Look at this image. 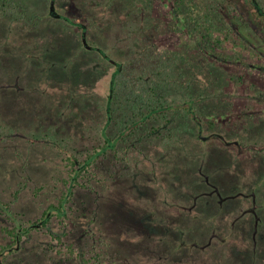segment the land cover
I'll use <instances>...</instances> for the list:
<instances>
[{"label":"rangeland","instance_id":"374dc122","mask_svg":"<svg viewBox=\"0 0 264 264\" xmlns=\"http://www.w3.org/2000/svg\"><path fill=\"white\" fill-rule=\"evenodd\" d=\"M234 2L251 26L255 16L248 0ZM54 3L58 13H66L65 3L63 6L61 2L56 4V0ZM35 6L40 8L36 13L42 15L36 28H28L24 20H15L0 34V200L24 225L38 219L47 205L56 202L63 189L61 178L65 175V167L59 150L64 151L66 147L57 142L84 152L90 148L89 144L101 142L93 123L100 115L97 111L99 84L97 78H89L92 65L96 63L82 51L81 38L75 33L74 25L60 21L62 26L54 33V22L46 23L43 16L47 10L49 12V7L43 11L39 5ZM94 8L89 10L88 7L87 11H94L98 16L100 10ZM105 13L108 17V11ZM46 24L50 31H37ZM236 24L241 31L243 27L249 29L241 20L237 19ZM98 33L101 34L96 36L95 33L93 37L105 47L114 39L118 40L106 27ZM244 35L249 38L246 44L239 40L236 47L216 50L220 58L229 53L233 58L238 57L239 60H231L232 64L227 65L223 60L217 63H224L226 70L242 76L241 81L233 78L224 90L233 106L221 118L219 130H226L228 122L244 109L246 112L251 107L252 111L254 107L264 108V104L255 101L251 88L248 89L251 82L264 83V74L259 72L262 69L259 64H264V33L258 39L247 34V30ZM157 38L159 47L166 50L179 47L185 51L193 40L182 33L176 36L168 33ZM111 57L114 60L113 54ZM69 92L76 94L73 95L75 102L88 104L87 111L83 112L82 107L77 117L93 127L90 133L82 127V137L76 138L74 134L79 130L70 126L75 106L66 98ZM84 94L87 96L82 99ZM84 114L93 116L84 120ZM48 127L55 131H48ZM212 136L213 133L203 131L199 135L204 141L201 143L186 135L162 155L153 146L142 148L137 152L140 157L135 178L109 179L108 158H104L95 168L96 177L100 178L93 181L95 189L75 191L69 204L72 207L68 211L67 226H61L53 217L47 227L25 235L19 243L21 249L16 255H9L5 263L52 262L49 256L55 259L57 254L46 246L52 240L49 227L55 233L66 231V238L77 241V246L86 241L79 238L83 230L99 231L96 233L110 237L107 248L113 253L107 251L111 258L126 259L127 264H160L159 254L169 251L159 241L163 236L171 244L178 243L179 247L182 241L188 243L191 252L204 249L207 253L209 232L228 230L221 238L213 237L224 241L222 256L227 259L226 264H230L228 260L238 245L245 250L237 258L238 264H264V152L258 151L262 150L260 147L256 149V144L261 146V143L248 139L246 141L253 145L239 148L228 143L219 145L212 141ZM225 141L228 140L225 138ZM102 182L105 187L100 185ZM112 214L116 220L110 217ZM222 214L227 218H222ZM144 216L149 223L155 224L154 231L160 234L144 227L141 221ZM169 241L165 242L168 246ZM4 242L0 230V244ZM218 252V247L212 248V254ZM65 264H75V261L66 260Z\"/></svg>","mask_w":264,"mask_h":264},{"label":"trees","instance_id":"16d2710c","mask_svg":"<svg viewBox=\"0 0 264 264\" xmlns=\"http://www.w3.org/2000/svg\"><path fill=\"white\" fill-rule=\"evenodd\" d=\"M50 1L0 0V34L15 20H24L28 28H36L42 20V15L36 13L40 8H36L35 5H39L45 11ZM234 1L56 0V4L61 2L63 6L65 3L66 13H59L60 17H55L47 10L43 14L47 19L46 23H49V20L54 22L56 26H52L54 33L60 30L62 26L60 21L74 25L75 33L81 38L82 51L96 63L92 65L89 78H97L99 84L97 111L100 115L94 118L93 123L97 127L95 130L99 132L101 142L89 144L90 148L85 152L57 142V145L66 147L63 152L59 150L63 154L65 167V175L61 178L63 189L56 202L47 205L41 216L30 225L20 223L8 205L0 200V230L5 237V242L0 244V264H6L9 255L17 254L21 249L19 243L25 235L32 230L47 227L53 217L61 226H67L68 211L72 207L69 204L73 201L75 191L95 189L93 181L100 179L96 177L95 168L104 158H108L106 170L109 179L121 180L127 179L128 176L135 178L140 157L137 152H141L142 148L153 146L162 155L177 146L186 135H191L195 141L203 143L199 137L203 131L213 133L212 141L215 140L219 145L228 143L242 148L253 145L246 140L255 139L261 143V146L256 144V149L260 147L262 150L258 151L264 152V108L254 107L252 111L251 107L246 112L244 109L228 122L226 130H219L220 127H217L222 124L220 120L223 115L230 112L233 106L231 97L229 94L226 96L224 90L233 78L241 81L242 76L226 70L224 63L221 62L223 66L217 63V60H223L227 65L232 64L231 60H239L238 57L233 58L229 53V56L220 58V53H216V50L236 47L239 40L246 44L249 38L244 35L245 30L247 34L257 39L264 33V0H248L247 3L253 8L251 12L255 16L251 26L247 16H242L240 8ZM88 7L89 10H92V7H95L94 10H100L99 15L96 16L94 11L88 12ZM106 11L109 13L108 17H105ZM237 19L249 29L243 27L241 31L236 24ZM83 23L84 28L81 27ZM18 26L16 29L20 31ZM42 27L37 31L51 30L47 24ZM102 27L112 30L118 39H114L108 47L98 43L100 40L96 38L97 34H101L98 32H101ZM82 32L86 35L89 48L82 43ZM95 33L96 36L93 37ZM168 33L174 36L182 33V36L193 40L188 45L189 48L185 47V51L179 47L162 49L159 47L157 37ZM207 48L210 50L209 53ZM111 54L115 56L114 60ZM259 65L262 66L259 72L264 74V64ZM248 86L255 101L264 104V83L251 82ZM73 95L76 94L69 92L66 98L74 102L70 126L73 125L80 131V134L79 131L74 134L77 138L83 136L82 127L85 126L87 133H90L93 126L77 117L82 107L83 112L87 111L88 104L75 102ZM86 96L87 94H84L82 99ZM74 112L77 113L76 116ZM90 116L93 114H84L82 119L86 120ZM47 129L55 131L53 127ZM225 138L228 141H225ZM229 154L231 155V152ZM100 185L106 186L105 182ZM221 191L225 193L223 188ZM221 216L227 218L226 214ZM110 217L116 220L113 214ZM145 219L146 217L143 220L141 218L144 227L149 232L160 234V231H154L155 224ZM89 221L92 222L91 218ZM162 221L164 224L168 223ZM96 232L99 231L90 228L83 230L79 238L86 241L77 246V241L66 238V231L55 233L48 227L52 240L45 245L57 255L55 259L49 256L52 262L48 261L47 264H65V261L70 259H73L75 264H127L126 259L118 261L111 258L107 251L110 250L107 248L111 243L110 237ZM227 232L228 230L222 229L209 232L206 239L209 238L206 245L207 253L204 249L191 252L188 243L182 241L179 247L178 243L171 244L163 236L159 241L163 246H167L169 251L166 254H159L162 258L159 262L226 264L227 259L222 256L224 241L213 237L217 235L221 238ZM170 235L173 239L172 233ZM167 241L171 247L168 243L165 244ZM214 247L220 250L216 255L211 253ZM244 251L243 246H235L228 262L238 264L237 258ZM165 258L168 261H164Z\"/></svg>","mask_w":264,"mask_h":264},{"label":"water","instance_id":"95a60500","mask_svg":"<svg viewBox=\"0 0 264 264\" xmlns=\"http://www.w3.org/2000/svg\"><path fill=\"white\" fill-rule=\"evenodd\" d=\"M49 14L54 15L55 17H60V14L55 10V3L54 0L50 1V5H49ZM82 28L85 27L84 23L81 26ZM82 43L84 44L85 47L89 48L90 46L87 44V40H86V35L84 32H82ZM202 139L205 138V136H201Z\"/></svg>","mask_w":264,"mask_h":264}]
</instances>
